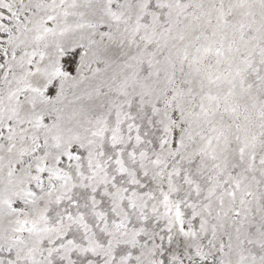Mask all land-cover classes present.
I'll return each instance as SVG.
<instances>
[{
  "label": "snow or ice",
  "instance_id": "snow-or-ice-1",
  "mask_svg": "<svg viewBox=\"0 0 264 264\" xmlns=\"http://www.w3.org/2000/svg\"><path fill=\"white\" fill-rule=\"evenodd\" d=\"M0 264H264V0H0Z\"/></svg>",
  "mask_w": 264,
  "mask_h": 264
}]
</instances>
